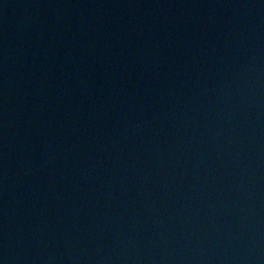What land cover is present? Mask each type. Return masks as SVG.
<instances>
[{
    "label": "water",
    "instance_id": "obj_1",
    "mask_svg": "<svg viewBox=\"0 0 264 264\" xmlns=\"http://www.w3.org/2000/svg\"><path fill=\"white\" fill-rule=\"evenodd\" d=\"M0 264H264V0H0Z\"/></svg>",
    "mask_w": 264,
    "mask_h": 264
}]
</instances>
